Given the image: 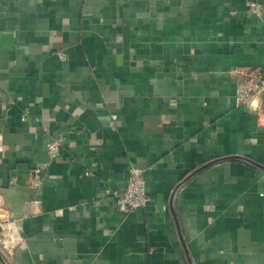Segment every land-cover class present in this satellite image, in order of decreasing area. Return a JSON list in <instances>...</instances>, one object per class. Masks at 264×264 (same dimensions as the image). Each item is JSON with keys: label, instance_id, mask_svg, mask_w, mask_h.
I'll return each instance as SVG.
<instances>
[{"label": "crops", "instance_id": "obj_1", "mask_svg": "<svg viewBox=\"0 0 264 264\" xmlns=\"http://www.w3.org/2000/svg\"><path fill=\"white\" fill-rule=\"evenodd\" d=\"M248 1L0 0V218L19 227L0 264H264ZM131 164L151 200L125 212L103 193Z\"/></svg>", "mask_w": 264, "mask_h": 264}, {"label": "built area", "instance_id": "obj_2", "mask_svg": "<svg viewBox=\"0 0 264 264\" xmlns=\"http://www.w3.org/2000/svg\"><path fill=\"white\" fill-rule=\"evenodd\" d=\"M247 6L248 11L262 17L264 8L261 2L249 0ZM236 13V11L231 12V14ZM58 54L61 60H66L67 55L64 51L60 50ZM239 73L242 79L237 84V100L240 104L245 105L252 112L256 113L259 122H262L264 125V104L261 100V94L264 91V77L257 70H240ZM206 124H209V122H206ZM62 146L63 142L61 139H53L48 143L47 149L52 158L60 156ZM41 183V178L37 177L35 184L40 185ZM103 196L113 198L125 212L146 207L151 198L148 193L145 168L140 165L131 164L127 187L124 190L107 187ZM17 233H19L17 219L0 218V237L5 247L11 248L15 244L14 237Z\"/></svg>", "mask_w": 264, "mask_h": 264}, {"label": "water", "instance_id": "obj_3", "mask_svg": "<svg viewBox=\"0 0 264 264\" xmlns=\"http://www.w3.org/2000/svg\"><path fill=\"white\" fill-rule=\"evenodd\" d=\"M262 95H263V102H264V91L262 92ZM262 95H261V96H262Z\"/></svg>", "mask_w": 264, "mask_h": 264}]
</instances>
